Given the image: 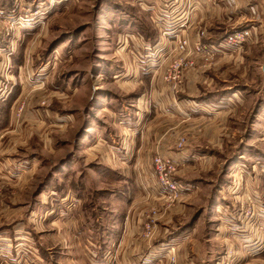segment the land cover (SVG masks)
<instances>
[{
  "label": "rangeland",
  "instance_id": "obj_1",
  "mask_svg": "<svg viewBox=\"0 0 264 264\" xmlns=\"http://www.w3.org/2000/svg\"><path fill=\"white\" fill-rule=\"evenodd\" d=\"M249 1L0 0V252L99 264L217 200L259 234L264 0ZM167 175L193 193L169 195Z\"/></svg>",
  "mask_w": 264,
  "mask_h": 264
},
{
  "label": "crops",
  "instance_id": "obj_2",
  "mask_svg": "<svg viewBox=\"0 0 264 264\" xmlns=\"http://www.w3.org/2000/svg\"><path fill=\"white\" fill-rule=\"evenodd\" d=\"M244 1H247L248 4L253 6L251 1ZM252 6L251 9L253 10ZM260 7L264 9V5L261 6L260 4ZM252 27L253 31H264V21L261 20L259 24L252 25ZM229 172L227 173L228 176ZM261 185L262 184H260V188ZM181 186L183 187V195L193 193L190 189L187 190L190 186L185 184H181ZM218 190L220 192L226 191L223 186H220ZM230 203L234 206L233 201H214L210 219L208 218V220L205 221L202 212H199V215H196L186 228H182L179 234L163 235L162 240L158 239L153 241V247L149 246L144 239L140 241L138 239L140 238L139 235H121L119 239L112 242H115V246H117L116 244L119 242L116 255H113L115 256L114 261H112L113 256L111 260L108 261L109 258L106 255L105 262L101 261L99 264H155V260L159 255L158 251L163 249V247L169 251L172 245L174 246L177 257V264H235L237 259L244 262L245 259H249V255L257 254L259 259L264 261V215L263 217L260 216V231L259 234H257V231L251 229V223L248 217L239 215L237 217L235 216L233 219L227 218L228 214H231V212H229L230 210H228L230 209ZM261 203L264 204L262 200ZM200 208H202V206ZM209 230L211 231V235L208 234ZM236 235H261L259 241H257L259 242V251L253 252V250L246 248V254L244 248L242 250H236L235 247L240 241L244 242L243 247L247 245L245 236L237 240ZM0 238H5V236H0ZM112 246H114V244ZM20 247L23 246L21 245ZM49 253L50 252H45L42 249L28 250L27 248H16L6 252L1 251L0 264H54L55 262V264H58V261L53 257H51V261L49 260ZM86 254H88L87 256L90 258L92 256V251H88ZM103 254L104 253L101 252L100 256L102 257ZM170 254L171 252L166 254L165 264L169 263L167 258ZM95 262L97 261L93 262L90 260L89 264ZM162 262V259H160L159 263L164 264ZM240 264H250V262Z\"/></svg>",
  "mask_w": 264,
  "mask_h": 264
},
{
  "label": "built area",
  "instance_id": "obj_3",
  "mask_svg": "<svg viewBox=\"0 0 264 264\" xmlns=\"http://www.w3.org/2000/svg\"><path fill=\"white\" fill-rule=\"evenodd\" d=\"M248 31H244V32H241V33H237L235 34L234 36H231L229 38V41L228 43H232V44H235V43H239L241 41H244L246 35H248ZM184 44H186V42H184ZM164 167H169L172 169V166L171 165H164L163 166V170L164 171ZM166 186L168 188V191H169V195H172L173 197H175V195H178L179 193H182L183 191V187L181 185H179L178 183L172 181L168 175H167V180H166ZM171 252L170 254V259L171 261H169L168 264H177V258H176V255H175V250H174V246L172 245L169 249V253Z\"/></svg>",
  "mask_w": 264,
  "mask_h": 264
}]
</instances>
